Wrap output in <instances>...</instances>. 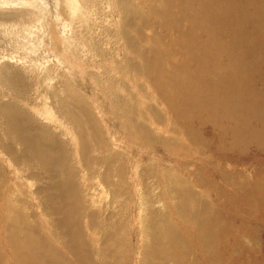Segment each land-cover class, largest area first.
I'll return each instance as SVG.
<instances>
[{
  "label": "rangeland",
  "instance_id": "374dc122",
  "mask_svg": "<svg viewBox=\"0 0 264 264\" xmlns=\"http://www.w3.org/2000/svg\"><path fill=\"white\" fill-rule=\"evenodd\" d=\"M223 21L219 56H203ZM262 131L263 0H0V264H20L14 220L68 263L80 228L92 264H175L156 254L157 224L180 231L185 196L229 207L212 215L228 223L214 262L264 264L262 205L250 211L237 191L264 178Z\"/></svg>",
  "mask_w": 264,
  "mask_h": 264
},
{
  "label": "bare ground",
  "instance_id": "6f19581e",
  "mask_svg": "<svg viewBox=\"0 0 264 264\" xmlns=\"http://www.w3.org/2000/svg\"><path fill=\"white\" fill-rule=\"evenodd\" d=\"M263 2H264V0H263ZM224 4H222V5H224ZM190 5H191V2H190ZM219 6H221V5H219ZM250 6L253 7L254 4H251ZM222 9H223V7H222ZM187 11H189V10H187ZM223 11L224 10H222V16H223ZM200 13H202V12L200 11ZM169 14H170V12H169ZM212 15H214V13ZM218 17L219 16H216V18H218ZM228 17H230V20H237L238 19V17H239L238 3H235V5L232 8V13H229ZM216 21H217V19H216ZM209 23H210V21H209ZM224 23L225 22L223 21L222 23H220V25L218 27L215 26L214 28H216V29L214 31L208 30L206 32V35L208 37V45H207V47H205L203 45L202 50H200L203 56H206V55H213L216 57L219 56L218 53L221 52V50H222L221 40H222V37L224 36V31H223L224 30V28H223ZM203 29H205V28H203ZM241 29L243 31V35H247L250 32L249 30H253L250 27L248 28V30H246L245 27H242ZM185 31H187V30H185ZM212 31H213V34H212ZM235 35H237V34H235ZM191 48H190V50H191ZM202 55L201 56L199 55L200 57H193V62H194L193 64H195V67L193 68L194 71L191 72V70H190L185 77H181V78H183V80L184 79L187 80V78L191 77L194 74L197 67H198L197 69H199L200 67L204 66V64L200 62ZM208 74H212V71ZM170 75L171 74H169V76ZM178 77H180V75H178ZM157 78H159V76ZM194 79H197V78L194 76ZM209 113H210V111H209ZM206 114L209 115L208 113H206ZM201 118H202V115H200V119ZM210 119L211 118H209V121H210ZM191 120H192L191 118H187L188 123H186V125H185V126H187L188 132L190 131V126L192 124ZM231 122H233V121H231ZM199 127H201V126H199ZM192 128H195V127L193 126ZM230 128H231V135L230 136L232 138L234 128H235L234 122L232 124V127H230ZM197 132L200 133L199 131H197ZM262 132H263L262 135H264V131H262ZM248 135H250V133L245 131L242 128V126L238 125L235 128V136L233 137V141L239 142V139H240L243 142L248 143V141L251 139V137H250V139L248 138V140H247L246 136L248 137ZM223 136H226V134L222 135V137ZM260 137H261V135L257 134L256 137L252 136V140L253 141H255V140L261 141ZM204 142H207V141L204 140ZM244 150H241V151H244ZM212 158H214V157H212ZM204 179H205V177H204ZM179 181H180V179L178 180V182ZM228 183H229V181H228ZM251 185H252V187H250ZM212 189H213V187H212ZM237 191L240 192L238 194L240 197H243L244 199H246V202L244 205L248 206V209L250 211L254 210L255 205H259L260 207L262 205V208H261L258 216L262 217L264 215V178H262V179L254 178L252 180H248L246 183L243 182L242 186H239ZM182 194H183V192H182ZM206 195H208V193ZM247 196H248V198H247ZM67 197L69 198V196H67ZM187 197L191 200V195H188ZM184 199H186V201L184 202L185 204L183 205V208L181 209L183 217H180V214H179L178 219H179L180 227H179V229L176 227V229H178V230H180V228H181L180 231H177L172 227H168L167 225H163V227H162L159 224H157L156 239L159 243V250H157L156 254L159 256L165 257V259H170V260L172 259L173 261H175V264H223L220 261L214 262V257H216V255L219 252V249H218L219 241H218V238L216 236H214V234L218 233L220 231L223 232L224 231L223 224L225 225L228 223L221 216V213L214 215V216H212V215L223 210V209L222 210L216 209L215 207H220V205H221L225 210L229 209V207L224 206V201H222L221 198H220L221 199L220 203L219 202L214 203L211 201V202L205 203L203 205L202 209H200L202 203H199L201 198L196 199L194 202V205H190V206L188 204V200H187L186 196ZM182 203H183V201H182ZM179 205H181V204H179ZM70 206H71L70 203H68L67 208H69ZM178 209H179V207H178ZM73 212H74V206H71L67 211V222L69 224L72 223V226L75 223H77L76 217H78V216L75 217ZM214 217H215V219H214V222L211 223L212 225L209 224L210 219L214 218ZM180 218L181 219H183V218L188 219L191 224H184V223L180 222ZM16 222L17 221L14 220L13 224H11L12 226L10 225V227H7L8 228L7 230H9L11 233V236H9L10 238H8L7 241H8V243H10L14 247L16 260L18 262H20V264H92L91 261H92L93 257L91 255V252L87 248L85 251V248L83 249V247H82L83 244L81 245L82 241H84L83 243H86L85 242L86 240H84L85 239L84 234L80 228L70 232L71 236L76 241V246H74L73 249L70 251L71 254H73L72 256L75 259V263H68L67 257H65L64 255L60 256L61 257L60 260L56 259L55 250L50 246V244H44V245L41 244L40 242H42V241H41L40 237H39L40 238V241H39V238H32V237H29V235L27 237L20 236L18 233V230H17L18 227H16ZM246 226H248L247 221H246V223L239 222V226L237 227L238 242L234 246H236V247L238 246L239 250L243 249L241 245L244 244L245 239L248 237L247 234L244 232L245 231L244 228ZM239 228L242 231H239ZM231 229H232V226L228 229V232H231L232 231ZM255 229H256V227H253L251 230H255ZM28 230L31 231L30 229H28ZM180 233H182L184 235L183 238H181ZM21 234H22V232H21ZM233 240L236 241L235 237H233ZM255 240L256 239L253 236V242ZM248 241H250V239L246 240V242H248ZM194 246L200 247V250H201L200 255H199V253H197L196 256H197V258H201V260L203 262L202 261L201 262L196 261L195 258L190 256V253L194 252V251H192L194 249ZM22 250H25V252L22 253ZM246 250L251 251L250 249H246ZM253 260L254 259H251L250 261L245 262V263L246 264H255L253 262ZM95 264H98V263H95Z\"/></svg>",
  "mask_w": 264,
  "mask_h": 264
}]
</instances>
